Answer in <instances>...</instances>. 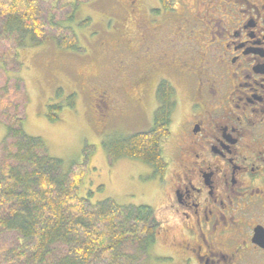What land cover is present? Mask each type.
<instances>
[{
  "label": "flooded vegetation",
  "instance_id": "af4514ba",
  "mask_svg": "<svg viewBox=\"0 0 264 264\" xmlns=\"http://www.w3.org/2000/svg\"><path fill=\"white\" fill-rule=\"evenodd\" d=\"M128 7L139 28L116 71L132 76L130 93L117 87L113 99L106 91L95 98L103 119L110 106L149 119L163 106L161 83L174 89L160 256L166 264H264V0Z\"/></svg>",
  "mask_w": 264,
  "mask_h": 264
},
{
  "label": "trees",
  "instance_id": "16d2710c",
  "mask_svg": "<svg viewBox=\"0 0 264 264\" xmlns=\"http://www.w3.org/2000/svg\"><path fill=\"white\" fill-rule=\"evenodd\" d=\"M60 1L0 0V61L6 70L21 67L18 50L29 36L33 44L52 37L62 49L79 48L74 28L56 16L67 13L73 21L77 2L90 0L67 3L61 12L54 5ZM165 88L151 129L105 146L112 161L137 159L163 176L168 162L162 142L171 136L174 94L169 82L161 83L160 93ZM62 93L57 90V96ZM68 104L75 105V93L69 95ZM27 105L23 81L7 78L0 86V118L7 128L0 146V264H137L147 256L160 228L153 209L124 206L112 199L93 201L92 191L81 195L87 163H74L65 170L43 138L26 132ZM62 108L58 102L49 104L48 118L57 121ZM127 245L135 250H127Z\"/></svg>",
  "mask_w": 264,
  "mask_h": 264
},
{
  "label": "rangeland",
  "instance_id": "374dc122",
  "mask_svg": "<svg viewBox=\"0 0 264 264\" xmlns=\"http://www.w3.org/2000/svg\"><path fill=\"white\" fill-rule=\"evenodd\" d=\"M75 1L62 0L54 5H58L61 12L65 10L62 6ZM129 3L130 0L79 1L74 4L77 9L73 21L68 20L69 14L59 13L57 19L76 31L79 48L62 49L52 37L33 44L29 36L18 50L22 64L19 69L6 70L0 61V86L9 77L23 81L28 98L24 128L28 134L44 139L49 153L62 159L65 170L74 163H87L81 195L92 191L93 201L112 199L124 206H149L157 220L166 226L163 215L165 189L161 176L137 159L121 157L112 161L105 147L112 140L151 129L154 117L150 114L149 119L144 115L141 117L136 109L130 110V106L115 112L110 106L109 114L103 119L95 98L99 92L106 91L113 99L117 87L130 93L132 76L126 71H116L119 61H127L130 57L127 46L136 40L131 41L132 28H139L138 20L128 11ZM156 16L157 13L149 14V18ZM86 19L90 21L80 25ZM179 88L184 94L183 84H179ZM58 89L63 90L61 96H57ZM72 93H75L73 107L68 104ZM56 102L63 108L59 119L51 121L48 105ZM171 131V137L162 142L163 154L170 162L175 147V138L171 139L175 127ZM6 133V125L0 118V146ZM160 231L147 256L139 259L137 264L167 263L160 256L164 246L163 227ZM126 249L135 250L130 245Z\"/></svg>",
  "mask_w": 264,
  "mask_h": 264
},
{
  "label": "bare ground",
  "instance_id": "6f19581e",
  "mask_svg": "<svg viewBox=\"0 0 264 264\" xmlns=\"http://www.w3.org/2000/svg\"><path fill=\"white\" fill-rule=\"evenodd\" d=\"M19 149V148H18Z\"/></svg>",
  "mask_w": 264,
  "mask_h": 264
}]
</instances>
